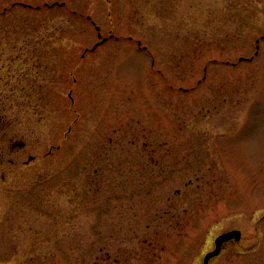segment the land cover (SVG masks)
<instances>
[{
    "label": "rangeland",
    "instance_id": "obj_1",
    "mask_svg": "<svg viewBox=\"0 0 264 264\" xmlns=\"http://www.w3.org/2000/svg\"><path fill=\"white\" fill-rule=\"evenodd\" d=\"M0 114V264H264V0H0Z\"/></svg>",
    "mask_w": 264,
    "mask_h": 264
},
{
    "label": "water",
    "instance_id": "obj_2",
    "mask_svg": "<svg viewBox=\"0 0 264 264\" xmlns=\"http://www.w3.org/2000/svg\"><path fill=\"white\" fill-rule=\"evenodd\" d=\"M99 28L96 27V30H98ZM100 36V35H99ZM106 39H103L100 43L104 42ZM100 43H97L96 45L93 46V48H95L98 44ZM241 237V233L239 230H231V231H228V232H225V233H222L221 235L217 236L215 238V241H214V244H215V247L212 251H209L205 254L204 258H203V264H207L208 261L215 257L216 255L219 254L220 250H221V247H222V244L228 240H235V241H239Z\"/></svg>",
    "mask_w": 264,
    "mask_h": 264
},
{
    "label": "flooded vegetation",
    "instance_id": "obj_3",
    "mask_svg": "<svg viewBox=\"0 0 264 264\" xmlns=\"http://www.w3.org/2000/svg\"><path fill=\"white\" fill-rule=\"evenodd\" d=\"M4 117L0 114V140H4V138L6 137V135H7V129H6V127H7V123L4 121V119H3ZM19 145L21 146L22 144H21V142L19 143ZM7 156V153L5 152V151H3V150H1L0 151V163H3V158H5ZM33 159V157H28V160L29 161H31ZM241 240V239H240ZM240 240L238 241V242H240ZM238 242H235V241H233V240H229L228 242H225L223 245H222V248H221V250H220V252H219V254L217 255V256H215V257H213V258H211L209 261H208V263L207 264H209L210 263V261L211 260H213V259H215L216 257H218L221 253H222V251H224V249H226L227 247H228V245L229 244H236V243H238ZM203 264V263H202Z\"/></svg>",
    "mask_w": 264,
    "mask_h": 264
}]
</instances>
